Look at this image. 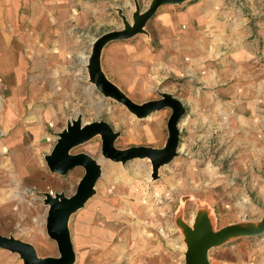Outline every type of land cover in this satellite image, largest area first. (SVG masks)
Masks as SVG:
<instances>
[{"label":"crops","instance_id":"1","mask_svg":"<svg viewBox=\"0 0 264 264\" xmlns=\"http://www.w3.org/2000/svg\"><path fill=\"white\" fill-rule=\"evenodd\" d=\"M139 9L128 0H0V146L7 153L0 192L10 187L28 202L32 190L40 215L48 212L45 195L70 198L86 169L61 174L47 161L74 123H105L115 138L161 140L175 106L137 119L90 82L91 46L103 35L128 31ZM98 58L101 82L138 107L177 100L184 108L178 135L185 132L192 140L222 132L230 151L226 170L211 163L209 186L202 182L197 190L214 198L211 207L220 203L228 213L257 209L264 201V0H185L157 7L141 31L105 43ZM178 140L179 152L197 145ZM99 149L102 136L95 133L67 157L85 155L99 164ZM99 166L102 195L118 169L109 162ZM37 239L41 250L58 249L42 234Z\"/></svg>","mask_w":264,"mask_h":264},{"label":"rangeland","instance_id":"2","mask_svg":"<svg viewBox=\"0 0 264 264\" xmlns=\"http://www.w3.org/2000/svg\"><path fill=\"white\" fill-rule=\"evenodd\" d=\"M128 1H137L140 5L139 19L155 0ZM133 27L134 25L128 26L127 29ZM90 82L95 86L92 76ZM96 90L98 91L97 88ZM112 101L125 106L137 119L148 117L138 116L125 104L114 99ZM180 120L177 122V130L182 123ZM169 121L165 124L161 140L143 137L124 139L120 138V134L114 139L113 146L118 151L140 147L154 150L153 148L157 149L162 145L167 147ZM178 137L182 138V142L184 139L187 144L195 142L197 145H191L190 151L179 152L183 146L178 140L175 157L170 163L158 167L146 157L122 163L104 159L100 149L98 154L95 153L94 157L99 164L109 162L118 171L111 178L114 183L107 184L102 195L98 192L100 175L94 187L95 193L82 208L66 219L68 236L75 253L73 264H188L192 259L195 260L194 264H264V228L261 233L249 236L237 235L238 233L231 231L222 235L218 239L220 242L217 243V240L205 254L198 256L207 240L222 229L258 231L264 219V201H258L255 211L239 215H235L232 208L231 213H228L227 208L220 206V199L217 201L218 207L216 204L211 207L209 201L214 198L201 193L197 187L202 182L209 186L206 182L212 176L213 168L210 167L209 171L211 163L220 167L221 171L226 170L230 151L223 145L222 132L202 135L201 138L192 136V140L185 132ZM1 146L0 165L7 166L4 158L7 153ZM193 159L195 161L192 163ZM77 180H73V192L77 188ZM3 191L4 194L0 192L1 235L31 246L38 258L60 257L59 249L44 251L37 246V238L41 234L47 238V243L51 241L56 245L57 242L47 235L44 227L47 211L40 215L42 212L34 209L36 201L32 199V190L27 192L28 202L24 201L22 194H11L10 187ZM115 192L117 194L114 196ZM49 195L52 197L51 193ZM253 198L255 197L252 196ZM231 235L235 236L231 238ZM0 264L24 263L20 255L2 248Z\"/></svg>","mask_w":264,"mask_h":264},{"label":"water","instance_id":"3","mask_svg":"<svg viewBox=\"0 0 264 264\" xmlns=\"http://www.w3.org/2000/svg\"><path fill=\"white\" fill-rule=\"evenodd\" d=\"M185 0H155L150 6L149 10L138 20L133 28L126 32L118 34L103 35L97 40L93 46V50L90 56V70L93 81L96 88L100 93L118 101L119 103L125 104L130 110L136 113L138 116H149L166 106H175L177 112L169 121V138L167 141V147L163 151H154L150 148H132L127 150L118 151L113 146V141L115 139L114 132L105 123L93 122L86 124V126H80L77 123L69 126L68 131L61 134L60 139L54 145L51 156L49 157L47 164L51 170L56 171L61 174L68 173L71 169L82 166L86 169V175L81 179L80 184L76 192L70 197L66 198L62 195H56L51 197L50 195H45V204L48 206L47 212V235L58 244L59 253L61 256L58 258H38L31 246L17 241L12 238H7L0 236V249L8 250L12 253H16L21 256L24 264H73L75 259V253L72 251L70 236L66 226H63V222L71 215V213L82 208L87 199L92 195L94 187L101 175V168L99 164L93 161L89 156L85 155H70L67 157L69 149L73 146L87 140L88 137L95 133H99L102 136V154L104 159H111L113 161L125 162L135 158L146 157L151 162H153L155 167L158 165H163L170 163L172 159L177 154L178 149V130L177 122L184 114V108L179 104L177 100H161L156 102V104L151 106H137L132 103L123 94L111 91L107 86H105L99 76V50L101 46L109 41H117L119 39L130 38L139 31H141L147 24L148 20L153 15V12L157 7L160 6H170L173 4H179ZM67 221V220H66ZM264 219L262 226L258 231H242L238 228L222 229L220 232L214 234L209 238L206 244L201 248V256L205 254L208 248L214 246L216 241L225 234L233 231L238 233L237 235L249 236L256 235L263 231ZM206 250H205V249ZM194 259L190 260L188 264H194Z\"/></svg>","mask_w":264,"mask_h":264},{"label":"bare ground","instance_id":"4","mask_svg":"<svg viewBox=\"0 0 264 264\" xmlns=\"http://www.w3.org/2000/svg\"><path fill=\"white\" fill-rule=\"evenodd\" d=\"M67 225V221L66 222H63V226H66ZM232 237L231 238H233L235 235H231ZM228 240H230V239H228ZM220 241L218 240L217 241V243H219Z\"/></svg>","mask_w":264,"mask_h":264}]
</instances>
